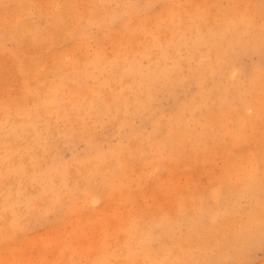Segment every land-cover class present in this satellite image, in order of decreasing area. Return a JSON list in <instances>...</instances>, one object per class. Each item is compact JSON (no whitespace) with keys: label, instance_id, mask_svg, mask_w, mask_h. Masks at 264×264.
I'll use <instances>...</instances> for the list:
<instances>
[{"label":"rangeland","instance_id":"obj_1","mask_svg":"<svg viewBox=\"0 0 264 264\" xmlns=\"http://www.w3.org/2000/svg\"><path fill=\"white\" fill-rule=\"evenodd\" d=\"M70 2H71V4H70ZM244 2H246V3H244ZM251 2H252V4H251ZM47 3H49V4L47 5ZM67 3H68V5H67ZM213 3H214V5H213ZM194 4H195V6H194ZM192 5H193V7H192ZM218 5H220V6L218 7ZM104 6H105V8H104ZM166 6H167V8H165ZM184 6H186V7H184ZM189 7H190V9H189ZM239 7L240 8L242 7V8L240 9ZM64 9H66V10L64 11ZM85 9H86V11H85ZM180 9H182V10H180ZM191 9H193V10H191ZM227 9H229V10H227ZM122 10H123V12H122ZM136 10H138V11H136ZM178 10H180V11H178ZM0 11H1L0 12V17H1L0 18V50H1L0 51V58H1L0 59V78H2V79H0V110H1L0 116L4 113H5L4 115L9 113L8 114L9 116L7 115L8 116L7 118H9V119L15 118L14 115H16L17 118L18 117H22V118L28 117L32 120L33 126L28 127L27 129L29 131H31V132L33 131L34 133L37 134V137H36V136L31 135L33 133L30 134L29 132H25V133H23V135H20L17 138H11L10 129H9L10 125L9 124H2V122L0 123V146H2V147H0L1 148L0 149V156L3 155L4 152H7V151H9V152L17 151L18 153H21V155H22L21 159L22 160H21L20 164H21L22 169L24 170V175H25V176L24 175L21 176L20 178L11 176L9 178L4 179V181L6 180V182H3L4 185L3 184L0 185V189L3 188V190H0V203L3 200L4 194L7 192H14V191L18 192L17 195L20 196L19 197L20 199L26 198L27 195L33 196L38 192L41 185L37 180H35L33 178V175L29 176L28 172L31 171L29 168H31V169L33 168V171L34 170L38 171L40 164H42V166H44L45 164L46 165L49 164V166H51V164L52 165H57V164L62 165V163H64L63 165H65L67 167V165H68L67 163L71 162L67 168H69V170L74 171L75 168L80 166V162L83 160V158H85L86 156H91L90 154L96 153L98 151V149H99V152H103V151L105 152L110 147L111 148L118 147V144H121L122 146L127 145L129 143V141L126 139V136L131 131H133V132H135V130H136V132L139 131V133L141 132V134H143V136H147L148 134H151L153 127H151L150 124L148 123L147 116H151L152 113L155 115L156 112H158L157 115L159 116L160 121L162 123H165L173 115L174 108H176V105L188 103L190 100H191L190 102H192L194 99H195L194 101H196V103L194 104V101H193V104L194 105L198 104L197 103L198 98H195V97H200L201 92H203V91L207 92L206 104L205 105L198 104L200 106L196 105L195 107H192V111H194L193 112L194 118L197 121H199V120L203 121L204 116L205 117L210 116L209 119L213 118L212 122L214 124L217 123L216 125H220L219 123L223 124V122H224L223 127H225V128L228 127V129L226 128V130L228 131L227 132L228 134H227L224 132V130L223 131L221 130L220 126H218V127L215 126L216 130H214L212 132L213 135H211V137L207 136V137H209L208 138L209 141L207 140L208 143L206 146H204L203 144L200 145L201 144L200 142L194 143V142L190 141L186 145L187 148L184 147L183 145L180 146V148L174 147L176 150L178 149L177 152L175 151V149L173 147L170 149L165 148V152H167L168 154H170L171 152H172V154L174 152L175 153L173 155L170 154L172 159L170 161L163 162V165H165V166L161 169L159 167L157 171H154V169H151L150 166H147L145 171H143V172H145V174H144L143 172H141V169H138V168H140L138 166V164H136L135 162H132V161H134L133 159L130 158L132 160L131 162L133 164L130 162V159H128L129 165H131L130 168L128 166V168L130 169V170L128 169L129 170L128 173L131 172L132 173L131 177L134 175L133 177H136V180L132 177L133 179H131V181H128V180H130V177H129L130 174L127 173V176H128L127 186L128 185L129 186L127 187L126 196L123 197L122 199L121 198L117 199V198H119V196L116 193V196L113 195L112 198H111V196L109 198H107V200L110 199V201H111V202L109 201V203H107L108 201H106V198L99 197L98 195L96 197L94 194L89 193V192H87L86 195H84L85 196L84 199H83V197L77 198L76 196H78V197L82 196V195H79L80 192L82 193V191L79 190L80 192H76L77 194L75 193V191H73L75 194H73V196L72 195L71 196L76 198L78 207L80 209L79 211H77L75 213H71V215L67 214L68 216H66L64 211L61 210V208H59L58 206L54 207L53 209L43 210L40 208V205L38 203H36L37 206L35 208L38 209L39 211L41 210L40 211L41 219H40V215H39V218H37V219L36 218H32V219L29 218L26 221L21 219L19 226L16 229H12V232L10 234H7L3 230L2 225L7 221V217L5 214L0 213V264H54V263L59 264L60 262L62 263V261H63V264H65V262L67 263V261H68L69 255L72 253H73V256H70L72 261L76 262V264H85V262L86 263L89 262L90 259L93 258L92 256L95 255L94 253L96 252V245H99V243L102 242L101 241L102 240V238H101L102 232H105L107 234H111L110 238H113V239L108 242V245L110 247L116 248L118 246V245H116V243H120V240L122 239V234H121L122 232L121 231H113L112 228L116 224H122L125 221V219L128 216L125 218L124 215L125 216H126V214L129 215V212H128L129 209L133 210L135 208L134 209L135 212L131 210L132 211V213H131V211H130V213L132 214V215L130 214V216H133V217L138 216L140 218L143 217L144 214L146 215L147 218H150L151 216H152L151 218H153L156 216L155 214L158 215V212L164 213V214H166V216L168 215L167 217L172 218L171 216L173 215V213H175L177 211L179 213L183 214L184 217L185 216L189 217V215H191V213L193 212V211H191V209L194 206H195V208H193V209L197 208L198 200L199 199L204 200V198H202L203 196L206 198L205 204L209 205L208 202L210 203V200H209L210 198L208 196L212 191L217 192L219 187L223 188L222 186H224V187L226 186L227 187V188L225 187L226 189H232V188L237 189L239 186L238 184H239L240 180H242L244 175H246V173L249 174L250 171L255 170L254 168H259V165H261L262 162H264V143H262V141H264V94H262V92H264V90H262V89H264V88L259 89L258 92L255 93L254 95H252L251 97L250 96L247 97L249 99V98H252L253 96H256L255 98L259 99V101L256 100L254 102L255 103L254 105H256V107L254 105H253V107H255V108H251V109L247 110L246 112H248V113L245 112L246 114H248V116H250V115L254 116V118H253L254 123H253L252 127L248 126V125L243 126L244 129H242L243 127L241 128L242 129V135L240 133H239L240 135L238 134L239 123H238L237 119L234 118L235 113H231L230 115L225 114L223 116L220 114V111H219L220 110L219 109V106H220L219 105L220 104V102H219L220 98L219 97L221 96L222 91L228 90V96H229V97H227L228 100H230V98L233 97L232 95L235 94V92H238L239 95L242 97V95H243L242 92L248 86L247 84H249L250 79H252L254 77L259 78V76L264 75V33H262V32H264V18H262V16H264V0H182V1L181 0H173V1L172 0H148V1L147 0H104V1L103 0H52V1H50V0H0ZM159 11H160L162 16L160 15ZM166 11H168V12H166ZM175 11H177L178 14L184 13V15L187 12L186 15H189V18L190 17H193V18L196 17L198 20H200L199 23H203V25L209 24V27L216 25L215 27L219 26V29L221 27L222 21L223 22H230L231 21V23L238 22V27H237V29H234L233 32H235L237 30L238 32L240 31V33H238L237 31L235 32V34L232 33V36L234 39L230 38L232 36H228V35H230V32L232 30L231 31H227V29H224L225 31L223 30L224 35L228 34V35H225L226 40L230 38L231 41L235 44L236 42H234V40H235V38H238V41L240 39L239 42L242 43V45L240 44V46L234 45L233 47H235V48H233V50L231 49L232 51L230 50L228 52V54L226 56V60H227L226 64L228 63L227 65H228L229 69L227 68V66H224L227 70H224L225 68H223V71H225V73L222 71L224 74L222 73L223 75L220 74V76L219 75L213 76L211 73L210 74L207 73L210 71L205 67V65H202V61H204L203 62L204 64L207 62V55H204V54H207L210 49L208 47L209 43L206 42L208 40V36H204L203 40L207 39L206 41H204V43H206V45L203 43V41H199V42L197 41V42H195L196 45H192V42H190L189 45H184V47L183 46L181 47V49L179 51L180 54L177 57V60L180 63H177V65H179V66L174 71L176 73V75H175V73L172 75V80H168L167 84H166V82L161 83L162 80H160L156 84L155 89L154 88L149 89L148 93H147V90H145L146 92H144V94H143L144 97H145V95H147L149 93H150L149 96H151V97H149L147 95V98L149 97V99L146 100V106H147L146 110L141 111L142 115H140L141 113L133 114V106L130 105L129 107L132 108V110L129 108L128 113H129V111H131L132 114L130 113V115H128V118L126 119L123 127H121L119 125L122 124V121H121V119H119V116H114V114L116 112L114 113V111L111 110L112 108H108V109H110L111 112L113 111V114H112L113 116L111 115L110 111L105 112L103 110L104 114L99 113L101 108H103L101 103L98 104L97 108H94L95 111L90 112L91 114H89L88 113L89 111H88L87 112L88 114L86 113V115H85L82 110H81L82 111L81 112L82 114H81L80 113L81 108L78 106V99L76 102V97H75V96H78L77 95L78 91L82 90L81 85H84L85 88L92 87L94 90L98 89V90H100L99 94H101V95H103L105 93L104 90H106L107 94L110 93V89L113 90V87L116 86V82H115V79L113 77L114 76L113 74L115 72V65L111 61L114 60L119 54H123L124 51L128 50L129 48L132 49V48H134L136 46H140L142 44L146 45L147 44L146 42H148V44H149V45L147 44V46L150 47L152 45L153 40L155 41V39L157 40V41H155L156 45H158L159 47L160 46L162 47L163 45L165 46V44L162 40L165 38V36H166L165 34H167V35L170 34L169 36L175 37L176 33L179 32V29L181 32L182 28L184 27L182 24H184L186 22L188 24H190V26L188 27L187 31H185L186 29L184 30V28H183V30L185 32H188V35L190 37L196 33L195 30H192V28H190L191 22L189 21L188 17H186L188 20H186L185 18H183V20H179L180 17L177 16V14H176L177 12H175ZM82 12L84 13V15ZM194 12L195 13L197 12L198 14L194 16L193 15ZM211 12H213L212 16L209 15V14H211ZM122 13L124 16L122 15ZM224 13H225V15H224ZM47 14H48V16H46ZM114 14H115V18L113 19ZM156 14L158 15V17L156 16ZM218 15L220 16L221 19H224V18L225 19L222 21L219 20L220 18ZM230 15H231V17H230ZM239 15H242L243 17L242 16L239 17ZM96 16H98V17H96ZM152 16H154V17H152ZM215 16H216V18H215ZM131 17H132V19H130ZM109 18H110V21H109ZM152 18L157 19V20L153 19V25L149 24L151 22ZM204 18H205L206 22L208 21L207 23H205ZM230 18H232V19H230ZM112 19H113V21H112ZM135 19H138V21ZM140 20H142V21L139 22ZM166 20H168V22ZM169 20H172V22ZM240 20H241V25L239 24ZM93 21L94 22L96 21L95 24ZM127 21L129 23V25L126 26ZM141 23H143V24H141ZM144 23L146 25H144ZM154 23H156V24H154ZM157 23H159L160 27L157 26L158 25ZM167 23H169V25H167ZM192 24H193V22H192ZM23 25H25V28ZM21 26H23V27H21ZM107 26H108V28H107ZM164 26L169 28V30H167L166 27H164ZM170 26L172 27L171 30H170V28H171ZM163 27L166 30H164ZM117 28H118V30H116ZM156 28H158V29L161 28V29H163V31L160 29V31L158 32V29H157V31L155 30ZM108 29H110L111 31ZM124 29H125V31H126L125 33L127 35L123 34ZM138 29H140L142 32V33L139 32V35H137ZM149 29H151L153 32L156 31L157 33H153ZM175 30L176 31L178 30V31L175 33ZM105 31L107 33H105ZM112 31H114V32H112ZM144 31H146V32L150 31V32H147L148 34H146V32H144ZM167 31H169L170 33ZM251 31L255 32V34H256L255 37H254L255 34H251L252 33ZM259 31H261V32L258 33ZM109 32H110L111 36H110ZM132 32H133V34H132ZM160 32H162V33H160ZM189 32H192L193 34L192 33L189 34ZM225 32H227V33H225ZM38 33H40V34H38ZM249 33H250V35H249ZM128 34H130V35H128ZM155 34L156 35L158 34V36L156 37ZM162 34L164 37L162 36V38H160L161 37L160 35H162ZM257 34H259V37ZM132 35H134L133 36L134 38H135V35L137 37L135 39H132L133 38V37H131ZM141 35L144 36L143 39H142ZM114 36H116L115 39H114ZM140 36H141V39H139ZM169 36L168 37L166 36V37L170 38ZM249 36H251V37L253 36V39L248 38ZM191 38L195 39L193 36ZM254 38L256 41L254 40ZM119 39L122 40V42L123 41L124 42L121 43V41ZM248 39H250V40H248ZM141 40H143V42ZM259 40H261V41H259ZM113 41H114V43H112ZM134 41L137 44L135 43V45H133ZM139 41H141V42H139ZM191 41H194V40H191ZM161 43H163V44H161ZM254 43H256V44H254ZM257 43H258V45H257ZM45 44H47V45H45ZM114 44H116L117 46H115ZM123 44L125 47L123 46ZM118 45H120V46L118 47ZM200 45H202V46H200ZM37 46H39V47H37ZM188 46L190 48H188ZM193 46H194V48H192ZM127 47H129V48L126 49ZM155 47L156 46H154V48ZM151 48H153V47H151ZM183 49H186V50L183 51ZM153 50H152V53H153ZM197 52H199V53L196 54ZM220 52L224 53V49H221V51H219V54L217 56L221 60V57L223 58L224 54H221ZM233 53H234V55H233ZM47 54H48V56H47ZM95 55H100L103 58V61L101 60L103 65L100 64V66H102L104 68V69H102L103 72L98 73L97 71L87 67L88 68L87 70H89L91 73L93 72V75H95V76L92 79L91 78L85 79V76L83 75V72H82L84 70H82V69L85 66H88V64H89L88 62L90 60H92V58ZM228 55L230 56V58L228 57ZM179 56H182V57H179ZM7 57H8V59H7ZM37 57H38V59H37ZM43 57H47V59L43 58ZM74 57L75 58L77 57V58L75 59ZM34 58H35V60H34ZM71 58H73V59H71ZM233 58H234V60H233ZM144 59H142L141 62H142L143 66H146L147 65L146 61L148 59H146V61ZM170 60H171V62H168L169 59L166 60V62H165V66L168 69L172 68V66H173L172 64L174 62V61H172L173 59H170ZM79 61L81 63H79ZM182 62L185 64H182ZM49 63L51 65H49ZM83 63L85 66L83 65ZM143 63H145L146 65ZM147 63L149 64V60L147 61ZM167 63H168V65H167ZM229 63H231L230 64V66L232 65L231 67L229 66ZM180 64L183 66L182 68H181ZM28 65H29V67H28ZM149 65H152V64H149ZM235 65L236 66L238 65V66L236 67ZM60 67H62V68H60ZM80 68H81V71H79ZM178 68H179V70H178ZM69 69L71 70V72ZM109 70L112 72H110ZM176 71H178V72H176ZM230 72H231V74H230ZM202 74L204 75L203 77H202ZM55 75H57V76H55ZM177 75H180V76H178L180 78H178ZM229 75H231V76H229ZM108 76L111 77L110 78L111 80H109L103 84L105 77H108ZM228 76L231 78L233 77V79L231 80L230 78H228ZM57 77H58V79H57ZM59 77H60V79H59ZM175 77H176V79H175ZM80 78L84 81H82ZM174 80H175V82H174ZM192 80L194 81L193 83H192ZM189 81H190V83H189ZM169 82H170V84H169ZM228 82L234 83V85H232L231 87H228ZM65 85H67V86H65ZM99 85H100V87H99ZM111 85H113V86H111ZM207 85H208V87H207ZM109 86H111V87H109ZM58 87L60 89H58ZM200 87H201V89H200ZM79 88H81V89L79 90ZM99 88H102L103 91H101L102 89H99ZM59 90H60V93H58L59 99L62 98V101L59 100V102L57 104L56 103H53V104L48 103L50 100V96L52 94V91H58L59 92ZM64 90H65V93H62V92H64ZM68 91H69V93H68ZM76 91H77V93H76ZM185 92H187V93H185ZM106 93H105V95H106ZM63 94H65V95H63ZM88 94L89 93H87V95ZM130 95H128V98L132 99L131 97H133V96H130ZM19 98L21 101L19 100ZM36 98H37V100H36ZM70 99L72 100V102ZM9 101H10V103H9ZM4 102H6V103H4ZM33 102H35V103H33ZM3 103H4V105H3ZM24 103H25V105H24ZM61 105H63V106H61ZM48 106H49V109H48L49 111L47 110ZM207 106H209V107H207ZM215 106H216V108H215ZM212 107H214V108H212ZM72 108H74V109H72ZM38 109L41 111H39ZM51 109L56 111L57 113L54 111H51ZM74 110H75V113H74ZM20 111H22L24 113H22ZM42 111H44V112H42ZM46 111H48L49 113H47ZM97 111H98V115L96 116V115H94V112H97ZM68 112H70V113H68ZM17 113H21V114H17ZM207 114H209V115H207ZM52 115H54L53 118H52ZM228 115L231 117H229ZM214 116H216V117H214ZM217 116H220V118L228 116L229 118L227 117V120L223 118V120H225L226 122L223 121L222 118H221V120H218V122H217V120L215 121V119H218ZM69 117L72 118L71 119L72 121L69 120L70 119ZM97 117H99V118H97ZM66 118H67V120H66ZM82 118H83V120H82ZM49 120H51V122H49ZM233 120H234V122H233ZM197 121L195 123H197ZM112 122L115 124H112ZM49 123H50V125H49ZM55 123H57V124H55ZM78 123H80V124H78ZM87 123H89V124H87ZM67 124H69V125L67 126ZM73 124H75V125H73ZM79 125L81 128H79ZM194 126H195V124H193V123L189 125L190 131H194L195 128L198 127V125L195 127ZM72 127H73V129H71ZM86 128H87V130H86ZM75 129H77V130H75ZM161 129H164V128L162 127ZM161 129L158 130L157 131L158 134H156V136L158 135L157 136L158 140L162 138L161 135L162 136L165 135V131L162 130L163 131L162 132ZM72 130L74 133L70 132ZM79 131H81V132H79ZM90 131H92L93 133L92 132L90 133ZM41 132L43 133L42 135H40ZM110 132H112V133H110ZM116 132H118V133H116ZM26 133L28 134V136H26ZM78 133L82 137L79 136ZM90 134H92V135H90ZM107 134L110 136H108ZM252 134L254 135V137ZM52 136L54 137V139H52L53 138ZM104 136H105V138H104ZM163 138H164V136H163ZM18 139H20V140L18 141ZM239 139H240V141H239ZM248 139H249V141L250 140H252V141L249 142ZM2 140L4 143L1 142ZM93 142L95 143V145L93 144ZM210 142H212V143H210ZM13 143L15 144L14 146H13ZM18 143H19V145H18ZM32 145H34V146H32ZM209 146H210V149L208 148ZM13 148H15V149L13 150ZM25 148H26V150H25ZM32 148L35 150H32ZM204 148H207L206 150H208V151H205V152H207L206 154H208V156L211 155V158L209 157V159H208V156L205 153L202 154L204 156L199 154V153L204 152ZM223 148H224V150H223ZM225 148H226V151H225ZM38 149H40V150H38ZM45 149L47 151H45ZM70 149L72 150V152ZM92 149H94V150H92ZM172 149H174V150H172ZM179 150L181 152H179ZM182 150H186V151L183 152ZM29 152H31V153H29ZM195 153H198L199 156L195 157L194 156ZM29 154H32L31 157H29ZM51 154H52V156H51ZM257 154H259V155H257ZM188 155H190V156H188ZM76 156H79V157L75 158ZM184 157H186V158H184ZM198 157H200L201 159ZM225 157H227V158H225ZM187 158H189L190 160ZM228 158H230V159L228 160ZM70 160H73V161H70ZM39 161H40V163H39ZM226 161H228V163ZM196 162H198V163H196ZM230 164L232 166H230ZM234 164H235V166H234ZM74 165H76L77 167ZM166 165H168V166H166ZM28 166H30V167L27 168ZM33 166H36L37 168L33 167ZM25 167L27 170L28 169L29 170L26 171ZM165 167L167 169H165ZM243 167H245V168H243ZM135 168L138 170L136 171ZM134 169L136 172L133 171ZM159 169L161 171H159ZM224 170H225V172H224ZM246 171H248V172H246ZM154 172L156 173V177L155 176L153 177L152 173H154ZM212 172H214V173H212ZM228 172H231V173L229 174ZM244 172H246V173H244ZM166 173L169 175L168 179H167V177L164 178ZM206 173L207 174L209 173V174L207 175ZM139 174L140 175L143 174V176L141 175V177H140V176H138ZM150 174L152 175L153 178L152 177L150 178L149 176H147ZM167 174H166V176H167ZM220 174L222 175L221 178H220ZM71 175H73V176H71ZM256 175L258 177H261V172L257 171ZM224 176H225V178H224ZM73 177H74V179H73ZM143 177H146L147 180L146 179H144V181L141 180V178L143 179ZM148 177H149V179H148ZM169 177L171 180H169ZM156 178H158V179H156ZM11 179L14 180L15 182L14 181H13L14 183L11 182L12 181ZM21 179H22V181H21ZM225 179H226V181H225ZM31 180H33V181H31ZM73 180H75V175L74 174L68 175V182L71 183ZM162 180H163V182H162ZM206 180L208 183L206 182ZM18 181H19V184L17 183ZM140 181H143V183H142L143 186H142ZM149 181H151L152 183ZM167 181H168V183H167ZM209 181H211L213 184L215 183V185H213ZM8 182H10V184ZM132 182H133V184L136 183L137 185L134 186L135 184L133 185ZM6 183H7V185H6ZM27 183H29V184H27ZM138 184H140V185H138ZM159 184H160V186H159ZM211 185H213V187ZM240 186H241V184H240ZM27 187L31 188V189H28ZM146 187H148V188H146ZM160 187H162V188H160ZM12 188H15V189H12ZM133 188H134V191H137V193L132 190ZM168 188H169V190H168ZM36 190H37V192H36ZM207 192H208V196H207ZM26 193H28V194H26ZM154 193H156V194H154ZM177 193H178V195H177ZM182 193H183V195H181ZM201 193H202V195H201ZM138 194H139V196L140 195H142V196L139 198V196H136ZM158 194L162 195V196H159ZM198 194H200L201 196ZM240 195L241 196L245 195L242 198L239 196L237 199V201L239 202L238 204L240 205V210L242 212H244L248 209L247 205H249V197L247 194H240ZM189 196H191V197H189ZM89 197H90L92 202L89 201V199H88ZM193 197H195L194 198L195 200L193 199ZM87 199H88V201H87ZM132 199H133V201H132ZM93 200H94L95 204H94ZM166 200H168V201H166ZM84 201H87V203ZM164 201L167 203H165ZM193 202H195V204L196 203L197 204L195 205V204H193ZM88 203H89V205H88ZM139 203L140 204L142 203L145 205H142V204L140 205ZM161 203L163 206L161 205ZM79 204H82V206ZM103 204H104V206H103ZM138 204L142 207H140ZM96 205H97V207H96ZM87 206H89L88 209H87ZM130 206H132V208ZM144 206H146V207L144 208ZM102 207L104 209H101ZM151 207H153V208H151ZM91 208H92V210L90 212ZM138 208L139 209L144 208V212H143V209L139 210ZM110 209H111V211H110ZM235 209H236V212H239L237 210V208H235ZM235 209H233V210L235 211ZM155 210H158V211L155 212ZM44 211H46L47 213H44ZM152 211H154L155 213ZM182 211H184V212H182ZM186 212H188L190 214L187 213V215H186ZM122 213H124V214L122 215ZM88 214H90V215H88ZM147 214H148V216H147ZM149 215H150V217H149ZM61 216H62V219H61ZM104 216H106V218H104ZM146 217L144 216L143 218L147 219ZM239 217H241V221L245 219V217L242 214L236 215V213H235V216H234V214H232V216L230 217L231 221L233 220V224H232L233 226L230 225V227L232 226L231 227L232 230L231 229L230 230L233 232L237 230V227H239L238 224L241 222ZM95 218H97V219H95ZM113 219H115V220L112 223ZM46 220H47V222H46ZM58 222H59V224H58ZM115 222H116V224H115ZM235 222H236V224H235ZM111 223H112V225H110ZM97 224H101V227L103 226L102 229H99L100 225H97ZM57 225H58V227H57ZM54 226L57 227L56 229L59 228L60 230H58V231L55 230ZM111 226H113V227H111ZM28 228H29V231H28ZM234 228L236 230H233ZM51 230H55V231H51ZM50 232H53V233L58 232L57 233L58 235L54 233L55 235L52 236L53 234L51 233L52 235L50 237ZM178 232H179L178 235H182V236L186 235L187 234L186 233L187 232L186 225H184V224L181 225L178 229ZM229 234H233V233L230 232ZM56 235L59 237H57ZM252 235L254 236V234H252ZM74 236L79 237L81 240L84 238L82 241L83 243H79L81 240L79 238H75ZM229 236H234V235H227L228 238H230ZM253 236L251 238L254 241L250 240L251 238H248L246 240L243 239L244 240V241L242 240L243 242L242 241L239 242L236 240V238H231V240L232 241L234 240L233 242H235V243H232V241H229L230 239L226 238V235L224 237H221V234H220L217 236L215 235L213 238L211 237L212 240H209V241L210 242L212 241L211 242L212 244L210 242L209 243L212 246H209L211 248L208 249L209 250V259L207 260L208 261L207 264H264V238H262V237H260L261 239L259 237L254 238ZM71 237H74L77 242L73 238H72L73 240L71 241V239H70ZM217 237H219V238H217ZM221 238L222 239L225 238L224 241L227 239L228 240L224 242L223 240H221ZM77 239H79V240H77ZM85 241H87L86 244H85ZM216 242H217V245H216ZM223 242L226 243L227 245L226 244L223 245ZM236 242H238V243H236ZM241 242L242 243L245 242V243L240 244ZM249 242H252L253 244H250ZM236 244H240V246L236 245ZM219 245H221V246H219ZM183 246H184V248L187 247L186 244H183ZM89 252L90 253L93 252L92 255ZM63 259H65V260H63ZM210 259L212 260L211 262H209Z\"/></svg>","mask_w":264,"mask_h":264},{"label":"bare ground","instance_id":"obj_2","mask_svg":"<svg viewBox=\"0 0 264 264\" xmlns=\"http://www.w3.org/2000/svg\"><path fill=\"white\" fill-rule=\"evenodd\" d=\"M52 1V0H50ZM104 1V0H103ZM148 1V0H147ZM173 1V0H172ZM182 1V0H181ZM7 2V1H6ZM195 2V1H194ZM201 2V1H200ZM238 2V1H237ZM253 2V1H252ZM251 2V4H252ZM118 3V2H117ZM134 3V2H133ZM143 3V2H142ZM162 3V2H161ZM193 3V2H192ZM241 3V2H240ZM246 3V2H244ZM49 3H47L48 5ZM71 4V2H70ZM97 4V3H96ZM153 4V3H152ZM258 4V3H257ZM68 5V3H67ZM78 5V4H77ZM93 5V4H92ZM133 5V4H132ZM188 5V4H187ZM211 5V4H210ZM214 5V3H213ZM216 5V4H215ZM250 5V4H249ZM15 6V5H14ZM71 6V5H70ZM122 6V5H121ZM195 6V4H194ZM220 5H218L219 7ZM117 7V6H116ZM186 7V6H184ZM193 7V5H192ZM244 7V6H243ZM9 8V7H8ZM7 8V9H8ZM43 8V7H42ZM65 8V7H64ZM105 8V6H104ZM108 8V7H107ZM128 8V7H127ZM167 8V6L165 7ZM177 8V7H176ZM183 8V7H182ZM188 8V7H187ZM197 8V7H196ZM213 8V7H212ZM238 8V7H237ZM240 8V7H239ZM242 8V7H241ZM240 8V9H241ZM171 9V8H170ZM190 9V7H189ZM194 9V8H193ZM191 9V10H193ZM199 9V8H198ZM230 9V8H229ZM227 9V10H229ZM10 10V9H9ZM13 10V9H12ZM23 10V9H22ZM52 10V9H51ZM66 9H64L65 11ZM108 10V9H107ZM174 10V9H173ZM182 10V9H180ZM178 10V11H180ZM190 10V11H191ZM196 10V9H195ZM200 10V9H199ZM235 10V9H234ZM49 11V10H48ZM86 11V9H85ZM84 11V12H85ZM101 11V10H100ZM116 11V10H115ZM138 11V10H136ZM197 11V10H196ZM232 11V10H231ZM1 12V11H0ZM15 12V11H14ZM109 12V11H108ZM120 12V11H119ZM123 12V10H122ZM128 12V11H127ZM168 12V11H166ZM177 12V11H175ZM203 12V11H202ZM214 12V11H213ZM209 14L212 16V13ZM216 12V11H215ZM244 12V11H243ZM262 12V11H261ZM56 13V12H55ZM83 13V12H82ZM111 13V12H110ZM138 13V12H137ZM156 13V12H155ZM160 13V11H159ZM165 13V12H164ZM187 13V12H186ZM184 15V13H180L178 14V12L176 13L177 16L180 17L179 20H183V18H185L186 20L189 19V21L191 22V27L192 30H195L196 33L194 35H192L195 39L191 38L189 35H188V32H185L188 30V27L190 26V24H188L187 22L182 24L184 27V30L182 28L181 32H180V29H179V32H177L175 30V33H176V36L175 37H171L167 34H165L167 37L169 36L170 38H167L165 36L163 40L165 46L163 45L162 47L156 45L155 41H157L155 39V41L153 40L152 42V45L149 47L147 46L148 42H146L147 44H142L140 46H136L134 48H129L127 47L126 49L128 50H125L123 54H119L114 60H112L111 62L115 65V72H114V79H115V82H116V86L113 87V90L110 89V93H106V90L105 93L103 95L99 94L100 90H94L92 87H87L85 88L84 85H81L82 87V90H80L81 88H79L80 91H76L77 95L78 96H75L76 97V102H77V99H78V106L81 108L80 109V113L83 111V113L86 115V113L88 112L89 114H91L90 112L91 111H95L94 108H97L98 104L101 103L103 108H101V110L99 111V113H103V110L105 112H108L110 111V109L108 108H112L111 110L114 111V116H119V119H121L122 121V124L119 125L121 127H123L126 119L128 118V115H130V113L132 114L131 111H129L128 113V109L130 108L129 106L132 105L133 106V114H139L141 113V111H145L146 110V100L149 99V94H147L149 97L147 98V95H145L144 97V92H146L145 90H147V93H148V90L151 89V88H154L155 89V86L156 84L158 83V81L162 80V82H166V84L168 83V80H172V75L175 73L174 71L177 69V67L179 65H177V63H180L178 62L177 60V57L178 55L180 54V49L181 47L184 45H189L190 42H192V45H196L195 42H199V41H206V40H203V37L204 36H208V40L206 42L209 43L208 47H209V51L207 54H204V55H207V62L204 64L202 61V65H205V67L210 71V72H207V73H211L213 76L214 75H223L225 73V71H223V68H225L224 66H227L228 68V63L226 64V56L228 54V52L233 48L234 45H238L240 46V44L242 45L239 39L238 41V38H235L234 42H236L235 44L231 41L230 38H233L232 36V33L235 34L234 29H237L238 27V22H233L231 23L230 22H223L222 20L224 19H221L220 16H219V20L222 21V24H221V27L219 29V26L215 27V26H210L209 27V24L208 25H203V23H199L200 20H198L196 17L193 18V17H190L189 18V15ZM226 13V12H225ZM224 13V15H225ZM2 14V13H1ZM61 14V13H60ZM96 14V13H95ZM112 14V13H111ZM119 14V13H118ZM128 14V13H127ZM198 13L194 12V16L197 15ZM243 14V13H242ZM30 15V14H29ZM43 15V14H42ZM65 15V14H64ZM84 15V13H83ZM120 15V14H119ZM123 15V13H122ZM133 15V14H132ZM154 15V14H153ZM161 15V13H160ZM164 15V14H163ZM169 15V14H168ZM203 15V14H202ZM217 15V14H216ZM232 15V14H231ZM230 15V17H231ZM238 15V14H237ZM11 16V15H10ZM48 16V14L46 15ZM124 16V15H123ZM138 16V15H137ZM148 16V15H147ZM156 16L158 17V15L156 14ZM162 16V15H161ZM191 16V15H190ZM242 16V15H239V17ZM58 17V16H57ZM98 17V16H96ZM127 17V16H126ZM154 17V16H152ZM156 17V18H157ZM166 17V16H165ZM164 17V18H165ZM188 17V19L186 18ZM208 17V16H207ZM229 17V16H228ZM237 17V16H236ZM238 17V18H239ZM243 17V16H242ZM1 18V17H0ZM12 18V17H11ZM20 18V17H19ZM40 18V17H39ZM115 18V14H114V17L113 19ZM128 18V17H127ZM138 18V17H137ZM144 18V17H143ZM175 18V17H174ZM212 18V17H211ZM216 18V16H215ZM245 18V17H244ZM259 18V17H258ZM262 18H264V16H262ZM83 19V18H82ZM112 19V21H113ZM119 19V18H118ZM132 19V17L130 18ZM139 19V18H138ZM138 19H135L138 21ZM153 19L151 20V22L149 24H152L153 25ZM159 19V18H158ZM168 19V18H167ZM232 19V18H230ZM242 19V18H241ZM8 20V19H7ZM84 20V19H83ZM93 20V19H92ZM104 20V19H103ZM149 20V19H148ZM154 20H157V19H154ZM160 20V19H159ZM202 20V19H201ZM212 20V19H211ZM109 21H110V18H109ZM111 21V22H112ZM142 20H140L139 22H141ZM162 21V20H161ZM168 22V20H166ZM172 22V20H169ZM174 21V20H173ZM176 21V20H175ZM204 21H205V18H204ZM220 21V22H221ZM226 21V20H225ZM15 22V21H14ZM32 22V21H31ZM62 22V21H61ZM94 22V21H93ZM96 22V21H95ZM94 22V24H95ZM124 22V21H123ZM149 22V21H148ZM159 22V21H158ZM165 22V21H164ZM163 22V23H164ZM170 22V23H171ZM193 22V24H192ZM208 22V21H207ZM205 21V23H207ZM10 23V22H9ZM25 23V22H24ZM126 23V22H125ZM15 24V23H14ZM143 24V23H141ZM156 24V23H154ZM159 26V23H157ZM162 24V23H161ZM165 24V23H164ZM218 24V23H217ZM220 24V23H219ZM241 25V20H240V23ZM20 25V24H19ZM61 25V24H60ZM129 25L128 21L126 23V26ZM144 25H146L144 23ZM167 25H169V23H167ZM248 25V24H247ZM24 28H25V25H23ZM21 26V27H23ZM38 26V25H37ZM59 26V25H58ZM84 26V25H83ZM162 26V25H161ZM124 27V26H123ZM160 27V26H159ZM166 27V26H164ZM163 27V28H164ZM171 27V26H170ZM3 28V27H2ZM14 28V27H13ZM108 28V26H107ZM110 28V27H109ZM126 28V27H125ZM128 28V27H127ZM130 28V27H129ZM150 28V27H149ZM231 28V29H230ZM245 28V27H244ZM250 28V27H249ZM102 29V28H101ZM158 28H156L155 30L157 31ZM161 29V28H160ZM160 29H158V32L160 31ZM167 30H169V28L166 27ZM164 28V30H166ZM172 29V27L170 28V30ZM224 29H227V31H231L230 32V35L228 34H225V35H228V36H232L230 37L229 39L226 40L225 38V35L223 34V30ZM230 29V30H229ZM253 29V28H252ZM5 30V29H4ZM8 30V29H7ZM26 30V29H25ZM38 30V29H37ZM110 30V29H108ZM118 30V28L116 29ZM115 30V31H116ZM120 30V29H119ZM122 30V29H121ZM133 30V29H132ZM131 30V31H132ZM150 31H152L151 29H149ZM163 31V29H161ZM220 30V31H219ZM28 31V30H27ZM111 31V30H110ZM150 31H147V32H150ZM156 31H152L153 33H157ZM225 31V30H224ZM9 32V31H8ZM114 32V31H112ZM117 32V31H116ZM125 29H124V35L126 34L125 33ZM130 32V31H129ZM138 34L139 35V32H141L140 29H138ZM136 32V33H137ZM146 32V31H144ZM143 32V33H144ZM146 32V34H148ZM169 32V31H167ZM166 32V33H167ZM173 32V31H172ZM193 32V31H192ZM192 32H189L192 33ZM238 32V31H237ZM252 33L251 34H255V32L251 31ZM261 31H259L258 33H260ZM10 33V32H9ZM16 33V32H15ZM83 33V32H82ZM105 33H107L105 31ZM121 33V32H120ZM128 33V32H127ZM135 33V34H136ZM152 33V34H153ZM162 33V32H160ZM170 33V32H169ZM227 33V32H225ZM240 33V31L238 32ZM264 33V32H262ZM11 34V33H10ZM17 34V33H16ZM40 34V33H38ZM110 34V32H109ZM118 34V33H117ZM133 34V32H132ZM151 34V35H152ZM193 34V33H192ZM13 35V34H12ZM100 35V34H99ZM103 35V34H102ZM123 35V36H124ZM127 35V34H126ZM130 35V34H128ZM154 35V34H153ZM156 35V34H155ZM250 35V33H249ZM258 37H259V34H257ZM37 36V35H36ZM79 36V35H78ZM109 36V35H108ZM111 36V34H110ZM122 36V35H121ZM134 35H132L131 37H133ZM142 36V39L144 38L143 35ZM141 36L139 39H141ZM158 36V34L156 35V37ZM162 38L163 34L160 35ZM238 36V35H237ZM248 36V35H247ZM256 36V34L254 35V37ZM103 37V36H102ZM116 36H114V39H115ZM130 37V38H131ZM137 36L135 35V38ZM155 37V38H156ZM164 37V36H163ZM235 37V36H234ZM261 37V36H260ZM119 38V37H118ZM126 38V37H125ZM124 38V39H125ZM134 37L132 39H135ZM241 38V37H240ZM248 38H252L253 39V36H249ZM117 39V38H116ZM121 39V38H120ZM119 39V40H120ZM123 39V40H124ZM127 39V38H126ZM194 40V41H191V40ZM234 39V38H233ZM258 39V38H257ZM110 40V39H109ZM113 40V39H112ZM128 40V39H127ZM237 40V41H236ZM250 40V39H248ZM255 40V38H254ZM262 40V39H261ZM259 40V41H261ZM115 41V40H114ZM114 41L112 43H114ZM121 43L122 40H120ZM137 41V40H136ZM143 42V40H141ZM139 41V42H141ZM159 41V40H158ZM253 41V40H252ZM256 41V40H255ZM77 42V41H76ZM138 42V41H137ZM145 42V41H144ZM254 42V41H253ZM258 42V41H257ZM88 43V42H87ZM135 41H134V44L135 45ZM160 43V42H159ZM158 43V44H159ZM202 43V44H203ZM249 43V42H248ZM119 44V43H118ZM130 44V43H129ZM137 44V43H136ZM140 44V43H139ZM163 44V43H161ZM206 45V43H204ZM256 44V43H254ZM47 45V44H45ZM115 46H117L116 44H114ZM149 45V44H148ZM204 45V46H205ZM258 45V43H257ZM97 46V45H96ZM120 45H118L119 47ZM124 46V44H123ZM154 46H156L154 48ZM202 46V45H200ZM237 46V47H238ZM39 47V46H37ZM36 47V48H37ZM50 47V46H49ZM99 47V46H98ZM125 47V46H124ZM153 47V48H151ZM187 47V46H186ZM185 47V48H186ZM207 47V48H208ZM258 47V46H257ZM22 48V47H21ZM66 48V47H65ZM82 48V47H81ZM188 48H190L188 46ZM194 48V46L192 47ZM191 48V49H192ZM200 48V47H199ZM205 48V47H204ZM72 49V48H71ZM115 49V48H114ZM154 49V50H153ZM221 49H224V53L220 52L221 54H224V57L222 58L221 57V60L217 57L218 54H219V51H221ZM152 50H153V53H152ZM186 50V49H183V51ZM190 50V49H189ZM231 50V51H232ZM1 51V50H0ZM4 51V50H3ZM20 51V50H19ZM194 51V50H193ZM24 52V51H23ZM57 52V51H56ZM73 52V51H72ZM189 52V51H188ZM4 53V52H3ZM93 53V52H92ZM199 52H197L196 54H198ZM56 54V53H55ZM72 54V53H71ZM240 54V53H239ZM7 55V54H6ZM34 55V54H33ZM90 55V54H89ZM109 55V54H108ZM115 55V54H114ZM193 55V54H192ZM234 55V53H233ZM48 56V54H47ZM79 56V55H78ZM195 56V55H194ZM9 57V56H8ZM7 57V59H8ZM73 57V56H72ZM111 57V56H110ZM179 57H182V56H179ZM228 57L230 58V56L228 55ZM227 57V58H228ZM24 58V57H23ZM43 58H46L47 57H43ZM54 58V57H53ZM59 58V57H58ZM75 58V57H74ZM77 58V57H76ZM75 58V59H76ZM145 58V59H144ZM1 59V58H0ZM6 59V58H5ZM11 59V58H10ZM38 59V57H37ZM64 59V58H63ZM73 59V58H71ZM142 59H144L146 61V59L149 60V64H152V65H149L146 61V66H143L142 65ZM168 62H171L170 59H173L172 61L173 62V66L171 69H168L166 68L165 66V62L166 60H168ZM181 59V58H180ZM194 59V58H193ZM26 60V59H25ZM35 60V58H34ZM49 60V59H48ZM65 60V59H64ZM68 60V59H67ZM87 60V59H86ZM103 61V58L100 56V55H95L92 60H90L87 64L88 66H85L84 63L83 65L85 66L82 70L83 72V75L85 76V79H89V78H93L95 75H93V72L91 73L89 70H87L89 68L97 71L98 73H102L104 69L102 66H100V64H102V61ZM143 60V61H144ZM177 60V61H176ZM186 60V59H185ZM205 60V59H204ZM234 60V58H233ZM39 61V60H38ZM42 61V60H41ZM60 61V60H59ZM176 61V62H175ZM201 61V60H200ZM236 61V60H235ZM32 62V61H31ZM30 63V62H29ZM41 63V62H40ZM43 63V62H42ZM45 63V62H44ZM79 63H81L79 61ZM238 63V62H237ZM77 64V63H76ZM111 64V63H110ZM170 64V63H169ZM182 64H185L182 62ZM201 64V63H200ZM226 64V65H225ZM231 63H229V66H230ZM27 65V64H26ZM49 65H51L49 63ZM82 65V64H81ZM103 65V64H102ZM168 65V63H167ZM181 65V64H180ZM107 66V65H106ZM170 66V65H169ZM232 66V65H231ZM230 66V67H231ZM236 66V65H235ZM238 66V65H237ZM236 66V67H237ZM29 67V65H28ZM63 67V66H62ZM60 67V68H62ZM183 66L181 65V68ZM249 67V66H248ZM46 68V67H45ZM82 68V67H81ZM81 68L79 71H81ZM187 68V67H186ZM185 68V69H186ZM71 69V68H70ZM69 69V70H70ZM73 69V68H72ZM229 69V68H228ZM179 70V68H178ZM194 70V69H193ZM224 70H227L226 68ZM239 70V69H238ZM110 71V70H109ZM224 73H223V72ZM69 72V71H68ZM71 72V70H70ZM96 72V73H97ZM112 72V71H110ZM178 72V71H176ZM31 73V72H30ZM180 73V72H179ZM223 73V74H222ZM229 73V72H228ZM237 73V72H236ZM75 74V73H74ZM186 74V73H185ZM190 74V73H189ZM231 74V72H230ZM233 74V73H232ZM252 74V73H251ZM255 74V73H254ZM60 75V74H59ZM70 75V74H69ZM105 75V74H104ZM103 75V76H104ZM176 75V73H175ZM253 75V74H252ZM57 76V75H55ZM54 76V77H55ZM180 76V75H177V77ZM204 75L202 74V77ZM211 76V75H210ZM231 76V75H229ZM231 80L233 79V77H229ZM68 77V76H67ZM74 77V76H73ZM78 77V76H77ZM197 77V76H196ZM5 78V77H4ZM79 78V77H78ZM111 77L108 76V77H105V80L103 81V84L109 80ZM180 78V77H178ZM207 78V77H206ZM217 78V77H216ZM2 79V78H0ZM58 79V77H57ZM60 79V77H59ZM81 79V78H80ZM84 79V78H83ZM176 79V77H175ZM5 80V79H4ZM49 80V79H48ZM77 80V79H76ZM82 80V79H81ZM96 80V79H95ZM196 80V79H195ZM36 81V80H35ZM45 81V80H44ZM80 81V80H79ZM84 81V80H82ZM97 81V80H96ZM187 81V80H186ZM191 81V80H190ZM189 81V83H190ZM114 82V83H115ZM175 82V80H174ZM194 81L192 80V83ZM81 83V82H80ZM79 83V84H80ZM83 83V82H82ZM113 83V84H114ZM78 84V85H79ZM95 84V83H94ZM170 84V82H169ZM70 85V84H69ZM101 85V84H100ZM99 85V87H100ZM184 85V84H183ZM232 85H234V83H231V82H228V87H231ZM248 86L243 90V95L242 97L239 95L238 92H235V94H233L232 98H230V100H228L227 97L228 96V90H224L221 92V96L219 97L220 100V106H219V111H220V114L221 115H225V114H231V113H235L234 114V118L237 119L238 123H239V132L238 134L240 133L242 135V129H244L243 126L245 125H248V126H251L253 125L254 121H253V118L254 116L250 115L248 116V112H246L247 110L251 109V108H255L256 105H254L255 101L259 99L255 98L256 96H253L252 98H247V97H251L252 95H254L255 93L258 92L259 89H262L264 88V75H261L258 77H254L252 79H250L249 81V84H247ZM22 86V85H21ZM55 86V85H54ZM57 86V85H56ZM67 86V85H65ZM77 86V85H76ZM80 86V85H79ZM78 86V87H79ZM113 86V85H111ZM109 86V87H111ZM164 86V85H163ZM182 86V85H181ZM53 87V86H52ZM61 87V86H60ZM166 87V86H165ZM169 87V86H168ZM208 87V85H207ZM188 88V87H187ZM195 88V87H194ZM199 88V87H198ZM27 89V88H26ZM58 89H60L58 87ZM67 89V88H66ZM99 89H102V88H99ZM201 89V87H200ZM70 90V89H69ZM73 90V89H72ZM195 90V89H194ZM231 90V89H230ZM264 90V89H262ZM261 90V91H262ZM103 91V89L101 90ZM112 91V92H111ZM185 91V90H184ZM20 92V91H19ZM34 92V91H33ZM48 92V91H47ZM89 93L87 95V93ZM260 92V91H259ZM60 93V90L59 92L58 91H52V94L50 96V100L48 103H58L59 100L62 101V98L59 99V94ZM62 93H65V90L64 92ZM69 93V91H68ZM72 93V92H71ZM75 93V94H76ZM187 93V92H185ZM238 93V94H237ZM86 96H85V95ZM131 94V95H130ZM176 94V93H175ZM180 94V93H179ZM178 94V95H179ZM262 94H264V92H262ZM40 95V94H39ZM45 95V94H44ZM62 95V94H61ZM65 95V94H63ZM128 95L130 96H133L131 97L132 99H129L128 98ZM261 95V94H260ZM10 96V95H9ZM36 96V95H35ZM67 96V95H66ZM74 96V95H73ZM177 96V95H176ZM187 96V95H186ZM38 97V96H37ZM74 97V98H75ZM7 98V97H6ZM23 98V97H22ZM49 98V97H48ZM71 98V97H70ZM147 98V99H146ZM195 98H198L197 99V103L198 104H201V105H205L206 104V98H207V92H201V95L200 97H195ZM15 99V98H14ZM72 99V98H71ZM70 99V100H71ZM20 100V98H19ZM37 100V98H36ZM73 100V99H72ZM71 100V102H72ZM190 100V99H189ZM195 100V99H194ZM193 100V101H194ZM21 101V100H20ZM35 101V100H34ZM191 101V100H190ZM188 102V103H183L181 105H176V108H174V113L173 115L171 116V118L166 121L165 123H162L159 119V116L157 115L158 112H156V114L154 115L152 113L151 116H147V120H148V123L150 124L151 127H153V130H152V133L151 134H146L147 136H143V134H141V132L139 133L136 132H133L131 131L129 134H127L126 136V139L129 141V143L127 145H124L122 146L121 144H118V147H113V148H109L107 151H103V152H99V149L96 153L94 154H90L91 156H86L85 158H83V160L80 162V166L75 168V170H69V168H67L69 166V164L71 162H68L67 164V167L65 165H63L64 163H62V165H52L49 166L48 165H44L42 166V164H40V167H39V170L38 171H33V168H29L30 166H28L27 168H29L31 171L28 172L29 176H32L33 175V178L35 180H37L39 183H40V188L37 192L36 190V194L35 195H27L26 198H22L20 199L17 194L18 192L14 191V192H7L4 194L3 196V200L2 202L0 203V213L2 214H5L6 217H7V221L2 225L3 227V230L4 232H6L7 234H10L12 232V229H16L18 226H19V223L21 222L20 220L23 219L24 221L28 220L29 218L32 219V218H39V215H40V211L38 209H36L35 207L37 206L36 203H38L40 205V208L43 209V210H48V209H53L54 207L58 206L59 208H61V210L64 211V213L66 214V216H68L67 214H70L71 213H75L77 211H79V207H78V204H77V201H76V198L72 197L73 194H75L76 192H80L79 190L82 191V193L80 192L79 195H82L81 197H78L76 196L77 198H82L84 199V195H86L87 192L89 193H92L94 194L96 197L97 195L99 197H102V198H106V201H108L107 203H109L110 199L107 200V198H109L113 195L116 196V193L118 194L119 198L117 199H122L123 197L126 196V191H127V180H128V176H127V173L128 171L130 170V166L129 165V160L128 159H133L134 161H132L130 159V162H135L136 164H138V166L140 168L138 169H141V172L145 171L146 167L147 166H150L151 169H154V171H157L158 168L160 167L163 168L165 165H163V162L165 161H170L172 159L171 155L172 152L170 154H168L167 152H165V148L167 149H170V148H174V147H179L180 146H184L186 147L187 143L192 141V142H200L199 144L200 145H204L206 146L207 143H208V138L207 136H210L213 135L212 132L214 130H216L215 126H220L221 130L225 133H227L228 131L226 130V128L228 129V127H223V124L219 123L220 125H216L217 123H213L212 120L213 118L209 119L208 116H204L203 118V121H197L195 118H194V111H192V107H195L196 105L197 106H200L198 104L194 105L196 103V101H194V104H193V101L192 102ZM18 102V101H17ZM75 102V103H76ZM6 103V102H4ZM3 103V105H4ZM10 103V101H9ZM21 103V102H20ZM31 103V102H30ZM35 103V102H33ZM37 103V102H36ZM15 104V103H14ZM69 104V103H68ZM67 104V105H68ZM77 104V103H76ZM208 104V103H207ZM257 104V103H256ZM9 105V104H8ZM7 105V106H8ZM25 105V103H24ZM211 105V104H210ZM253 105L255 107H253ZM259 105V104H258ZM257 105V106H258ZM14 106V105H13ZM27 106V105H26ZM40 106V105H39ZM63 106V105H61ZM100 106V105H99ZM209 107V106H207ZM260 107V106H259ZM6 108V107H5ZM45 108V107H44ZM52 108V107H51ZM67 108V107H66ZM65 108V109H66ZM200 108V107H199ZM214 108V107H212ZM216 108V106H215ZM8 109V108H7ZM49 109V106L47 107V110ZM74 109V108H72ZM132 110V108H130ZM17 110V109H16ZM20 110V109H19ZM39 110V109H38ZM82 110V111H81ZM97 110V109H96ZM196 110V109H195ZM253 110V109H252ZM1 111V110H0ZM5 111V110H4ZM25 111V110H24ZM41 111V110H39ZM38 111V112H39ZM49 111V110H48ZM48 111H46L47 113H49ZM51 111H54L51 109ZM61 111V110H60ZM66 111V110H65ZM113 111L111 112V115L113 114ZM254 111V110H253ZM22 112V111H20ZM44 112V111H42ZM56 112V111H54ZM109 112V113H110ZM218 112V111H217ZM246 112V113H245ZM1 113V112H0ZM24 113V112H22ZM31 113V112H30ZM57 113V112H56ZM70 113V112H68ZM74 113H75V110H74ZM87 113V114H88ZM5 114V113H4ZM2 114L0 116V123L2 122V124H9L10 125V135H11V138H17L19 137L20 135H23V133L25 132H29L31 135L33 136H36L37 137V134L34 133L33 131H29L27 128L28 127H31L33 126L32 125V120L30 118H22V117H16L15 118H7L9 115L6 114L4 115ZM17 114H21V113H17ZM53 114V113H52ZM73 114V113H72ZM82 114V113H81ZM219 114V113H218ZM219 114V115H220ZM8 115V116H7ZM69 115V114H68ZM71 115V114H70ZM84 115V116H85ZM94 115H98V111L97 112H94ZM142 115V113L140 114ZM149 115V114H148ZM209 115V114H207ZM228 115V116H229ZM39 116V115H38ZM63 116V115H62ZM73 116V115H72ZM71 116V117H72ZM83 116V115H82ZM109 116V115H108ZM113 116V115H112ZM111 116V117H112ZM132 116V115H131ZM130 116V117H131ZM227 116V117H228ZM46 117V116H45ZM54 117V115H52V118ZM94 117V116H93ZM216 117V116H214ZM218 119H215V121L217 120H221L220 116H217ZM227 117H223L224 119L227 120ZM231 117V116H229ZM228 117V118H229ZM70 118V117H69ZM68 118V119H69ZM99 118V117H97ZM117 118V117H116ZM169 118V117H168ZM222 118V120H223ZM72 118H70L69 120H71ZM74 119V118H73ZM92 119V118H91ZM67 120V118H66ZM75 120V119H74ZM83 120V118H82ZM162 120V119H161ZM164 120V119H163ZM72 121V120H71ZM70 121V122H71ZM77 121V120H76ZM197 121V123H195ZM225 121V120H223ZM49 122H51V120H49ZM61 122V121H60ZM98 122V121H97ZM147 122V121H146ZM226 122V121H225ZM231 122V121H230ZM234 122V120H233ZM47 123V122H46ZM59 123V122H58ZM84 123V122H83ZM111 123V122H110ZM195 124V126L198 125V127L195 128L194 131H190L189 129V125L190 124ZM57 124V123H55ZM76 124V123H75ZM73 124V125H75ZM80 124V123H78ZM89 124V123H87ZM112 124H115L112 122ZM41 125V124H40ZM50 125V123H49ZM69 124H67L68 126ZM77 125V124H76ZM78 126V125H77ZM90 126V125H89ZM111 126V125H110ZM164 129H161L162 127ZM194 126V127H195ZM38 127V126H37ZM36 127V128H37ZM107 127V126H106ZM161 127V128H160ZM243 127V128H242ZM70 128V127H69ZM78 128V127H77ZM79 128L80 125H79ZM90 128V127H89ZM242 128V129H241ZM41 129V128H40ZM45 129V128H44ZM73 129V127L71 128ZM164 130L165 131V135L164 138L163 136L161 135V139H157L158 135L156 136V134H158V130ZM70 130V129H69ZM77 130V129H75ZM87 130V128H86ZM151 130V129H150ZM6 131V130H5ZM36 131V130H35ZM67 131V130H66ZM111 131V130H110ZM244 131V130H243ZM252 131V130H251ZM43 132V131H42ZM40 133V135H42L43 133ZM55 132V131H54ZM71 133L73 132L70 131ZM81 132V131H79ZM86 132V131H85ZM92 131H90L91 133ZM105 132V131H104ZM148 132V131H147ZM157 132V133H156ZM163 132V131H162ZM218 132V131H217ZM4 133V132H3ZM56 133V132H55ZM74 133V132H73ZM77 133V132H76ZM93 133V132H92ZM106 133V132H105ZM112 133V132H110ZM109 133V134H110ZM118 133V132H116ZM150 133V132H149ZM6 134V133H5ZM66 134V133H65ZM79 134V133H78ZM89 134V133H88ZM228 134V133H227ZM239 134V135H240ZM84 135V134H83ZM92 135V134H90ZM103 135V134H102ZM101 135V136H102ZM108 135V134H107ZM112 135V134H111ZM253 135V134H252ZM26 136H28V134L26 133ZM79 136H81L79 134ZM110 136V135H108ZM218 136V135H217ZM229 136V135H228ZM3 137V136H2ZM8 137V136H7ZM53 137V136H52ZM82 137V136H81ZM88 137V136H87ZM99 137V136H98ZM103 137V136H102ZM101 137V138H102ZM254 137V135H253ZM31 138V137H30ZM85 138V137H84ZM95 138V137H94ZM100 138V139H101ZM105 138V136H104ZM29 139V138H28ZM54 139V137L52 138ZM243 139V138H242ZM4 140V139H3ZM3 140L1 142H3ZM20 139H18L19 141ZM208 140V141H207ZM17 141V142H18ZM86 141V140H85ZM90 141V140H89ZM126 141V140H125ZM132 143H131V142ZM240 141V139H239ZM244 141V140H243ZM247 141V140H246ZM249 141V139H248ZM252 141V140H250ZM249 141V142H250ZM14 142V141H13ZM26 142V141H25ZM40 142V141H39ZM38 142V143H39ZM213 142V141H212ZM210 142V143H212ZM4 143V142H3ZM28 143V142H27ZM87 143V142H86ZM91 143V142H90ZM104 143V142H103ZM224 143V142H223ZM231 143V142H230ZM262 143H264V141H262ZM11 144V143H10ZM30 144V143H29ZM42 144V143H41ZM93 144L95 145V143L93 142ZM228 144V143H227ZM15 144L13 143V146ZM19 145V143H18ZM22 145V144H21ZM31 145V144H30ZM40 145V144H39ZM88 145V144H87ZM90 145V144H89ZM214 145V144H213ZM17 146V145H16ZM34 146V145H32ZM219 146V145H218ZM229 146V145H228ZM251 146V145H250ZM2 147V146H0ZM6 147V146H5ZM94 147V146H93ZM109 147V146H108ZM189 147V146H188ZM225 147V146H224ZM7 148V147H6ZM19 148V147H18ZM59 148V147H58ZM89 148V147H88ZM187 148V147H186ZM210 149V146L208 147ZM244 148V147H243ZM261 148V147H260ZM1 149V148H0ZM15 148H13L14 150ZM20 149V148H19ZM65 149V148H64ZM175 149V148H174ZM172 149V150H174ZM207 148H204V152L202 153H199L200 155L202 154H206L207 152L205 151H208L206 150ZM12 150V149H11ZM26 150V148H25ZM32 150H35L32 148ZM40 150V149H38ZM51 150V149H50ZM71 150V149H70ZM94 150V149H92ZM218 150V149H217ZM224 150V148H223ZM7 151V150H6ZM37 151V150H36ZM45 151H47L45 149ZM68 151V150H67ZM101 151V150H100ZM168 151V150H167ZM175 151L177 152L178 149ZM183 152L186 151V150H182ZM194 151V150H193ZM203 151V150H202ZM219 151V150H218ZM225 151H226V148H225ZM25 152V151H24ZM72 152V150H71ZM179 152H181L179 150ZM182 152V153H183ZM210 152V151H209ZM261 152V151H260ZM26 153V152H25ZM31 153V152H29ZM40 153V152H39ZM193 153V152H192ZM191 153V154H192ZM214 153V152H213ZM234 153V152H233ZM242 153V152H241ZM244 153V152H243ZM180 154V153H179ZM184 154V153H183ZM182 154V155H183ZM190 154V153H189ZM198 153H195L194 156L197 157L199 156ZM227 154V153H226ZM256 154V153H255ZM21 153H18L17 151H12V152H4L3 155L0 156V185L3 184V182H6V180L4 181V179L6 178H9L11 176H14V177H17V178H20L21 176L24 175V170L22 169L21 167V157L22 155ZM32 154H29V157H31ZM89 155V154H88ZM185 155V154H184ZM208 156V154H206ZM259 155V154H257ZM42 156V155H41ZM40 156V157H41ZM52 156V154H51ZM177 156V155H176ZM190 156V155H188ZM204 156V155H202ZM213 156V155H212ZM28 157V156H27ZM79 156H76L75 158H77ZM83 157V156H82ZM183 157V156H182ZM193 157V156H192ZM201 157V156H200ZM198 157V158H200ZM209 157L211 158V155L208 156V159ZM248 157V156H247ZM246 157V158H247ZM65 158V157H64ZM178 158V157H177ZM186 158V157H184ZM190 158V157H189ZM187 158V159H189ZM227 158V157H225ZM243 158V157H242ZM29 159V158H28ZM38 159V158H37ZM201 159V158H200ZM230 158H228L229 160ZM27 160V159H26ZM39 160V159H38ZM51 160V159H50ZM190 160V159H189ZM196 160V159H195ZM203 160V159H202ZM211 160V159H210ZM233 160V159H232ZM24 161V160H23ZM49 161V160H48ZM70 161H73V160H70ZM75 161V160H74ZM180 161V160H179ZM200 161V160H199ZM205 161V160H204ZM208 161V160H207ZM59 162V161H58ZM131 162V163H132ZM201 162V161H200ZM206 162V161H205ZM209 162V161H208ZM228 163V161H226ZM237 162V161H236ZM40 163V161H39ZM60 163V162H59ZM173 163V162H172ZM198 163V162H196ZM254 163V162H253ZM55 164V163H54ZM133 164V163H132ZM169 164V163H168ZM185 164V163H184ZM195 164V163H194ZM163 165V166H162ZM196 165V164H195ZM226 165V164H225ZM250 165V164H249ZM259 165V164H258ZM71 166V165H70ZM73 166V165H72ZM129 166V168H128ZM162 166V167H161ZM168 166V165H166ZM224 166V165H223ZM230 166H232L230 164ZM229 166V167H230ZM235 166V164H234ZM33 167H36V166H33ZM137 167V166H136ZM37 168V167H36ZM245 168V167H243ZM26 169V167H25ZM28 169V170H29ZM129 169V170H128ZM136 169V168H135ZM135 169L133 171H135ZM136 169V171L138 170ZM156 169V170H155ZM159 169V171H161ZM165 169H167L165 167ZM233 169V168H232ZM253 169V168H252ZM255 170L253 171H250L249 174H247L246 172V175H244V177L242 178V180H240L239 182V186L237 189H226L224 186H222L223 188H220L216 191H212L209 196H208V192H207V196L210 198H208L210 200V203L208 202L209 205L205 204V197L203 196L202 198H204V200H198V206L196 209H193L195 208V206L191 209V211H193L191 213V215H189V217L185 216L181 213H179L178 211L173 213V215L171 216L172 218L170 217H167L166 214L164 213H160L158 212V215L155 214L156 216L151 218L150 215L149 217L150 218H147L146 215L144 214L143 217L145 216L147 219L143 218V217H133V216H130V214L132 213V211H134V209L131 211L130 209L128 210L129 212V215L126 214V216L124 215V217L127 218L125 219V221L122 223V224H116L115 222V226H111L113 227L112 230L113 231H121L122 233V239L120 240V243H116V245H118L116 248H113V247H110L108 245V242L110 240H112L113 238H110V235L111 234H107L105 232H102L101 234V238H102V242L99 243V245H96V252L94 253L95 255H93L90 259L89 262H87L88 264H207L208 263V259H209V246H212L211 242L209 240H212L211 237L213 238L215 235H220L221 234V237H224L226 235V238L227 235H234V236H229L230 239L229 241H232L231 238H236L237 241H242L243 239L246 240L248 238H251L254 234V238L255 237H262L264 238V162H262L261 165H259V168H254ZM26 169V171H28ZM170 170V169H169ZM168 170V171H169ZM245 170V169H244ZM243 170V171H244ZM135 171V172H136ZM211 171V170H210ZM221 171V170H220ZM257 171H260L261 172V177H258L256 174H257ZM153 172V171H152ZM172 172V171H171ZM225 172V170H224ZM232 172V171H231ZM231 172H228L229 174ZM145 174V172H143ZM174 173V172H173ZM210 173V172H209ZM208 173V174H209ZM214 173V172H212ZM70 174H74L75 175V180H73L71 183L68 182V175ZM130 174L129 177H130V180L128 181H131V179H135L136 180V177H131V172L128 173ZM153 174V177L155 176L156 177V173H152ZM167 174V173H166ZM164 176V178L167 177L168 179V174L167 176ZM207 174V173H206ZM207 174V175H208ZM143 176V174H141ZM141 175L139 174L138 176L141 177ZM151 175V174H150ZM147 175L149 176L150 178L152 177V175ZM211 175V174H210ZM217 175V174H216ZM25 176V175H24ZM73 176V175H71ZM221 174H220V178H221ZM239 176V175H238ZM13 177V178H14ZM148 177V179H149ZM152 177V178H153ZM172 177V176H171ZM179 177V176H178ZM228 177V176H227ZM240 177V176H239ZM29 178V177H28ZM175 178V177H174ZM173 178V179H174ZM213 178V177H212ZM225 178V176H224ZM74 179V177H73ZM144 179L147 180L146 177H143V179L141 178V180L144 181ZM158 179V178H156ZM161 179V178H160ZM219 179V178H218ZM9 180V179H8ZM12 180V179H11ZM18 180V179H17ZM70 180V179H69ZM169 180L170 177H169ZM168 180V181H169ZM14 180H12L11 182H13ZM20 181V180H19ZM19 181L17 182L19 184ZM22 181V179H21ZM33 181V180H31ZM143 181H140L141 184L143 183ZM157 181V180H156ZM161 181V180H160ZM165 181V180H164ZM167 181V183H168ZM213 181V180H212ZM226 181V179H225ZM15 182V181H14ZM13 182V183H14ZM151 182V181H149ZM163 182V180H162ZM176 182V181H175ZM207 182V180H206ZM210 183H212L211 181H209ZM10 184V182H8ZM33 183V182H32ZM129 183V182H128ZM139 183V182H138ZM146 183V182H145ZM144 183V184H145ZM152 183V182H151ZM208 183V182H207ZM226 183V182H225ZM230 183V182H229ZM235 183V182H234ZM8 184V185H9ZM29 184V183H27ZM133 184V182H132ZM135 184V185H134ZM133 185L136 186L137 184L134 183ZM149 184V183H148ZM158 184V183H157ZM165 184V183H164ZM213 184V183H212ZM241 184V186H240ZM4 185V184H3ZM7 185V183H6ZM13 185V184H12ZM140 185V184H138ZM215 185V183L213 184ZM213 185H211L213 187ZM231 185V184H230ZM21 186V185H20ZM24 186V185H23ZM143 186V184H142ZM150 186V185H149ZM160 186V184H159ZM186 186V185H185ZM204 186V185H203ZM9 187V186H8ZM15 187V186H14ZM37 187V186H36ZM140 187V186H139ZM180 187V186H179ZM240 187V188H239ZM28 188V187H27ZM38 188V187H37ZM135 188V187H134ZM134 188L132 189L134 191ZM148 188V187H146ZM152 188V187H151ZM162 188V187H160ZM159 188V189H160ZM170 188V187H169ZM168 188V190H169ZM12 189H15V188H12ZM28 189H31V188H28ZM33 189V188H32ZM131 189V188H130ZM143 189V188H142ZM141 189V190H142ZM158 189V190H159ZM167 189V188H166ZM184 189V188H183ZM0 190H3L0 189ZM17 190V189H16ZM137 190V189H136ZM224 190V191H223ZM226 190V191H225ZM5 191V190H4ZM32 191V190H31ZM75 191V193L73 192ZM139 191V190H138ZM149 191V190H148ZM157 191V190H156ZM166 191V190H165ZM173 191V190H172ZM205 191V190H204ZM137 193V191H134ZM133 192V193H134ZM143 192V191H142ZM177 192V191H176ZM199 192V191H198ZM25 193V192H24ZM33 193V192H32ZM132 193V192H131ZM145 193V192H144ZM28 194V193H26ZM77 194V193H76ZM149 194V193H148ZM156 194V193H154ZM171 194V193H170ZM197 194V193H196ZM240 194H247L248 197H249V205L248 206V209L244 212H242L240 210V205L238 204L239 202L237 201L238 197L240 196L241 198L243 196H241ZM72 195V196H71ZM132 195V194H131ZM134 195V194H133ZM144 195V194H143ZM159 195V194H158ZM165 195V194H164ZM174 195V194H173ZM178 195V193H177ZM183 195V193L181 194ZM200 195V194H198ZM197 195V196H198ZM202 195V193H201ZM200 195V196H201ZM114 196V197H115ZM136 196H139L136 195ZM142 195L139 196V198L141 197ZM145 196V195H144ZM148 196V195H147ZM155 196V195H154ZM159 196H162V195H159ZM172 196V195H171ZM206 196V197H207ZM88 197V196H87ZM191 197V196H189ZM138 198V197H137ZM147 198V197H146ZM158 198V197H157ZM167 198V197H166ZM184 198V197H183ZM195 197H193L194 199ZM89 201H91L90 197L88 198ZM87 199V201H88ZM93 199V198H92ZM101 199V198H100ZM99 199V200H100ZM155 199V198H154ZM161 199V198H160ZM207 199V200H208ZM78 200V199H77ZM97 200V199H96ZM140 200V199H139ZM138 200V201H139ZM144 200V199H143ZM165 200V199H164ZM186 200V199H185ZM195 200V199H194ZM87 201H84L87 203ZM105 201V202H106ZM121 201V200H120ZM123 201V200H122ZM133 201V199H132ZM168 201V200H166ZM79 202V201H78ZM83 202V203H84ZM92 202V201H91ZM94 202V200H93ZM98 202V201H97ZM104 202V203H105ZM111 202V201H110ZM165 202V201H164ZM189 202V201H188ZM138 203V202H137ZM136 203V204H137ZM167 203V202H165ZM171 203V202H170ZM185 203V202H184ZM191 203V202H190ZM207 203V202H206ZM225 203V204H224ZM95 204V202H94ZM140 204V203H139ZM138 204V205H139ZM142 204V203H141ZM140 204V205H141ZM193 204H195V202H193ZM197 204V203H196ZM195 204V205H196ZM82 206V204H79ZM85 205V204H84ZM89 205V203H88ZM93 205V204H92ZM91 205V206H92ZM137 205V206H138ZM139 205V206H140ZM142 205H145V204H142ZM162 205V203H161ZM167 205V204H166ZM170 205V204H169ZM185 205V204H184ZM190 205V204H189ZM188 205V206H189ZM80 206V207H81ZM86 206V205H85ZM84 206V207H85ZM101 206V205H100ZM104 206V204H103ZM138 206V207H139ZM152 206V205H151ZM163 206V205H162ZM168 206V205H167ZM175 206V205H174ZM183 206V205H182ZM89 206H87V209H88ZM97 207V205H96ZM95 207V208H96ZM109 207V206H108ZM132 208V206H130ZM135 207V206H134ZM142 207V206H140ZM146 206H144L145 208ZM82 208V207H81ZM86 208V207H85ZM93 208V207H92ZM92 208L90 209V212L92 210ZM144 208H140V209H143V212H144ZM153 208V207H151ZM189 208V207H188ZM239 211V212H236V209ZM243 208V207H242ZM98 209V208H97ZM101 209H104L103 207ZM109 209V208H108ZM114 209V208H113ZM139 209V208H138ZM137 209V210H138ZM139 209V210H140ZM175 209V208H174ZM183 209V208H182ZM235 209V211L233 210ZM96 210V209H95ZM123 210V209H122ZM151 210V209H150ZM149 210V211H150ZM190 210V209H189ZM188 210V211H189ZM111 211V209H110ZM127 211V210H126ZM131 211V213H130ZM158 210H155V212H157ZM89 212V211H88ZM87 212V213H88ZM89 212V213H90ZM124 212V211H123ZM135 212V211H134ZM133 212V213H134ZM140 212V211H139ZM147 212V211H146ZM154 212V211H152ZM151 212V213H152ZM154 212V213H155ZM173 212V211H172ZM184 212V211H182ZM42 213V212H41ZM44 213H47L46 211H44ZM43 213V214H44ZM51 213V212H50ZM102 213V212H101ZM115 213V212H114ZM168 213V212H167ZM188 212H186V215H187ZM235 213L236 215L237 214H242L245 219L241 221V217L240 218V223L238 224L239 227H237V230L234 228L233 230H236V231H231L232 230V224H233V220L231 221V216L232 214H234L235 216ZM42 214V215H43ZM93 214V213H92ZM124 213H122L123 215ZM141 214V213H140ZM190 214V213H188ZM90 215V214H88ZM110 215V214H109ZM132 215V214H131ZM170 215V214H169ZM231 215V216H230ZM44 216V215H43ZM95 216V215H94ZM142 216V215H141ZM148 216V214H147ZM64 217V216H63ZM108 217V216H107ZM187 217V218H186ZM94 218V217H93ZM104 218H106V216H104ZM110 218V217H109ZM112 218V217H111ZM40 219H41V215H40ZM39 219V220H40ZM61 219H62V216H61ZM97 219V218H95ZM205 219V220H204ZM44 220V219H43ZM110 220V219H109ZM115 219L112 220V223ZM45 221V220H44ZM61 221V220H60ZM59 221V222H60ZM40 222V221H39ZM42 222V221H41ZM47 222V220H46ZM58 222V224H59ZM232 222V223H231ZM27 223V222H26ZM61 223V222H60ZM108 223V222H107ZM112 223L110 225H112ZM102 224V223H101ZM101 224H97V225H100L99 229H102L101 227ZM186 225V228H187V234L182 236V235H178L179 232H178V229L181 225ZM236 224V222H235ZM230 225H232L230 227ZM237 225V226H238ZM56 226V225H55ZM55 230H60L59 228L56 229L58 227H55ZM98 229V230H99ZM105 229V228H104ZM231 229V230H230ZM55 230H51V231H55ZM28 231H29V228H28ZM14 232V231H13ZM101 232V231H100ZM233 233V234H229V233ZM49 233V232H48ZM53 235H52V234ZM55 234H57L56 232H54ZM53 232H50V237L51 235L54 236ZM71 233V232H70ZM111 233V232H110ZM2 234V233H1ZM60 234V233H59ZM47 235V234H46ZM58 235V234H57ZM56 235V236H57ZM59 237V236H57ZM75 237V236H74ZM71 237V241L75 238H79V237ZM112 237V236H111ZM21 238V237H20ZM19 238V239H20ZM56 238V237H55ZM73 238V239H72ZM121 238V237H120ZM219 238V237H217ZM256 238V239H257ZM16 239V238H15ZM80 239V238H79ZM77 239V240H79ZM84 239V238H83ZM83 239L79 242V243H83ZM225 238H221V240L224 241ZM227 239V240H228ZM261 239V238H260ZM225 240V241H227ZM243 240V241H244ZM252 241H254L252 238L250 239ZM76 241V239H75ZM224 241V242H225ZM234 241V240H233ZM232 243H235L233 242ZM242 241V242H243ZM259 241V240H258ZM77 242V241H76ZM87 241H85V244H86ZM119 242V241H118ZM211 244H210V243ZM223 242V245H225L226 243ZM240 243V244H244V243ZM71 243V242H70ZM69 243V244H70ZM115 243V242H114ZM238 243V242H236ZM250 244H253L252 242H249ZM73 244V243H72ZM84 244V245H85ZM96 244V243H95ZM183 244H186L187 247L184 248ZM210 244V245H209ZM214 244V243H213ZM229 244V243H228ZM240 244H236V245H239ZM247 244V243H246ZM245 244V245H246ZM256 244V243H255ZM2 245V244H1ZM216 245H217V242H216ZM227 245V244H226ZM231 245V244H230ZM17 246V245H16ZM221 246V245H219ZM244 246V245H243ZM248 246V245H247ZM246 246V247H247ZM71 247V246H70ZM115 247V246H114ZM218 247V246H217ZM252 247V246H251ZM86 248V247H85ZM243 248V247H242ZM250 248V247H249ZM88 249V248H87ZM248 249V248H247ZM86 250V249H85ZM84 250V251H85ZM211 250V249H210ZM89 251V250H88ZM94 252V251H93ZM93 252H89L91 255ZM8 254V253H7ZM6 255V254H5ZM67 255V254H66ZM70 256H73V253L69 255L68 257V261L67 263L65 262V264H76V262L72 261L71 257ZM65 260V259H63ZM88 260V259H87ZM212 260L210 259L209 262H211ZM219 261V260H218ZM85 262V264H87ZM56 264V263H54ZM59 264H63V261L62 263L60 262Z\"/></svg>","mask_w":264,"mask_h":264}]
</instances>
